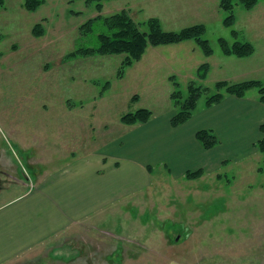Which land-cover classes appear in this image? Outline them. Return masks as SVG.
<instances>
[{
    "label": "rangeland",
    "instance_id": "rangeland-1",
    "mask_svg": "<svg viewBox=\"0 0 264 264\" xmlns=\"http://www.w3.org/2000/svg\"><path fill=\"white\" fill-rule=\"evenodd\" d=\"M24 2L3 0L0 8V202L31 187V163L46 169L89 150L108 151L100 134L111 135L122 114L145 107L153 116L176 114L171 96L181 89L187 97L191 82L210 88L194 113L206 108L217 81L264 83V0L252 10L237 1L233 27L223 23L220 0H45L35 11ZM122 9L138 22L157 17L164 30L204 24L214 59L226 65H210L201 79L195 67L207 62V55L197 53L196 64L181 51L185 63L174 64L175 71L158 57L161 67L136 61L119 76L124 54L68 56L95 47L107 30L97 21L93 32L82 36L83 22ZM220 38L230 44L249 40L255 52L227 55ZM143 66L151 70L141 74ZM244 97L261 103L258 88ZM73 126L79 129L67 128ZM217 146L215 155L228 160L216 171L191 179L156 166L148 187L63 238L59 248L68 253L60 256L45 243L6 264H264V152L254 145L239 158L221 138Z\"/></svg>",
    "mask_w": 264,
    "mask_h": 264
},
{
    "label": "crops",
    "instance_id": "crops-1",
    "mask_svg": "<svg viewBox=\"0 0 264 264\" xmlns=\"http://www.w3.org/2000/svg\"><path fill=\"white\" fill-rule=\"evenodd\" d=\"M181 51L187 62L195 59L196 64V56L204 54L197 42L189 39L177 44L149 46L139 63L147 61L155 69L161 67L156 64L160 63L158 57H162V62H171L166 65L175 71L174 64L185 63V56L182 58L179 54ZM165 53L172 54L169 56L172 59ZM214 56L215 53L206 56L211 68L226 65L222 66L224 60H215ZM149 70L143 66L141 74ZM170 76L174 75L170 73ZM174 113L153 116L145 123L134 125L120 120L111 129L114 131L111 135L110 130L100 134L105 139L104 146L110 145L108 151L89 150L46 169L39 163H31L34 178L31 187L0 202V264L16 260L45 243L60 256L68 253V249L59 248L63 238L77 234L86 222H94L93 215L148 187L151 170L156 166L164 165L179 177L200 168L207 173L216 171L228 157L215 155L218 146L204 148L197 139L199 130L213 129L229 145V153L239 158L261 139L264 104L253 98L228 94L222 102L206 106L201 112L197 110L189 121L178 127L171 124Z\"/></svg>",
    "mask_w": 264,
    "mask_h": 264
},
{
    "label": "trees",
    "instance_id": "trees-1",
    "mask_svg": "<svg viewBox=\"0 0 264 264\" xmlns=\"http://www.w3.org/2000/svg\"><path fill=\"white\" fill-rule=\"evenodd\" d=\"M45 0H25L24 5L28 10L35 11L44 3ZM91 1V0H89ZM242 4L244 9L252 10L257 6L260 0H237ZM235 0H220L219 5L221 9L225 11L223 23L226 26L233 27L237 20L235 14ZM3 0H0V8L3 7ZM97 9L102 8V3L96 4ZM98 22H102L107 28L105 32L99 33V42L95 47L84 46L77 48L75 51L69 53L68 56H91V55H119L124 54L126 57L122 61L119 76L123 75L125 69L130 67L134 62L140 61L143 58V54L146 52L149 46H159L165 44H177L178 42L187 41L192 39L197 42V45L203 50L207 56L213 55V47L210 41L204 37L207 29L204 24H195L188 27L181 28L177 31L164 30L161 20L157 17L149 18L147 21H136L130 11L122 9L117 13L110 15H98L92 19H88L83 22L80 27L81 35H89L94 30V25ZM37 32H42V28H39ZM234 36L238 35V31L233 30ZM221 50L227 55L248 57L252 55L254 45L251 41L236 40L234 44H230L225 38H220ZM210 64L204 62L198 68V76L202 79L206 77ZM174 80L175 87L179 86L174 79V76L170 77ZM110 83V82H109ZM109 83L105 87L109 86ZM178 85V86H177ZM216 90L213 94L207 96V107H212L217 103H220L226 97V94L234 95L238 97H244L251 88H258V93L261 103L264 104V83L262 80L250 79L249 81H241L237 83L229 82L228 80H221L215 83ZM189 94L184 97L181 89L173 92L171 98L178 106L177 113L171 117V124L174 127L181 126V124L189 121L194 110L198 105V99L202 96L203 92H208L210 88L198 85L195 82H191L188 85ZM135 99L138 96L134 97ZM153 116L152 110L145 107L134 110L133 112H127L122 114L121 122L128 125H134V123H145ZM260 132H264V122L260 125ZM197 139L204 146V148L212 149L219 143L220 138L213 129L204 128L196 132ZM255 145L257 148L264 152V137L259 139ZM205 174V170L202 168L187 171L186 176L191 179H195Z\"/></svg>",
    "mask_w": 264,
    "mask_h": 264
},
{
    "label": "flooded vegetation",
    "instance_id": "flooded-vegetation-1",
    "mask_svg": "<svg viewBox=\"0 0 264 264\" xmlns=\"http://www.w3.org/2000/svg\"><path fill=\"white\" fill-rule=\"evenodd\" d=\"M0 191H2V182H1V179H0Z\"/></svg>",
    "mask_w": 264,
    "mask_h": 264
}]
</instances>
